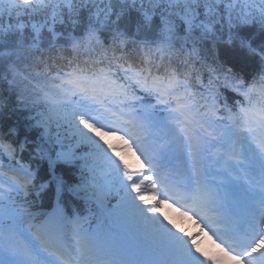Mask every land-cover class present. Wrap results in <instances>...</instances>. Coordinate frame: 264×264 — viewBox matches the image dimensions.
Segmentation results:
<instances>
[{"label":"snow or ice","instance_id":"snow-or-ice-1","mask_svg":"<svg viewBox=\"0 0 264 264\" xmlns=\"http://www.w3.org/2000/svg\"><path fill=\"white\" fill-rule=\"evenodd\" d=\"M208 233L264 264V0H0V264H217Z\"/></svg>","mask_w":264,"mask_h":264},{"label":"bare ground","instance_id":"bare-ground-1","mask_svg":"<svg viewBox=\"0 0 264 264\" xmlns=\"http://www.w3.org/2000/svg\"><path fill=\"white\" fill-rule=\"evenodd\" d=\"M165 211L168 214L176 211L175 213H177V216L179 217V219L175 220L176 223H178L181 227L185 228L189 233H193L194 234V233L199 232V226L197 225L196 221L194 219L190 220V219H188V217H181L175 207L165 208ZM202 237L203 238L204 237L205 238H211L212 235H211V233H208V234H201L200 236H198V238H202ZM200 242H202V241H200ZM223 257L225 259L221 260L223 262L222 264H240V262L237 263L236 260H231V258H228L226 256H223Z\"/></svg>","mask_w":264,"mask_h":264},{"label":"rangeland","instance_id":"rangeland-1","mask_svg":"<svg viewBox=\"0 0 264 264\" xmlns=\"http://www.w3.org/2000/svg\"><path fill=\"white\" fill-rule=\"evenodd\" d=\"M111 142L112 143H118L119 142V138L118 137H112L111 138ZM176 211L170 213L169 215L174 219L177 220L179 219V217L177 216V213H175ZM198 241H202L200 242V246L203 252L207 253L209 256H215V255H219L222 250L219 248V246H217L218 241L215 240V238H198ZM201 239V240H200ZM223 254V253H221ZM239 263V262H237ZM217 264H222L220 260L217 261Z\"/></svg>","mask_w":264,"mask_h":264}]
</instances>
